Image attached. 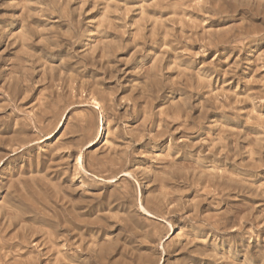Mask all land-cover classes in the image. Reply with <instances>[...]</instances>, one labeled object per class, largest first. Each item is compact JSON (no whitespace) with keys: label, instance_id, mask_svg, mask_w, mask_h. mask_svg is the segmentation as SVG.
Wrapping results in <instances>:
<instances>
[{"label":"rangeland","instance_id":"rangeland-1","mask_svg":"<svg viewBox=\"0 0 264 264\" xmlns=\"http://www.w3.org/2000/svg\"><path fill=\"white\" fill-rule=\"evenodd\" d=\"M0 264H264V0H0Z\"/></svg>","mask_w":264,"mask_h":264},{"label":"bare ground","instance_id":"bare-ground-1","mask_svg":"<svg viewBox=\"0 0 264 264\" xmlns=\"http://www.w3.org/2000/svg\"><path fill=\"white\" fill-rule=\"evenodd\" d=\"M101 126H104V123H102ZM101 128H102V127H101Z\"/></svg>","mask_w":264,"mask_h":264}]
</instances>
